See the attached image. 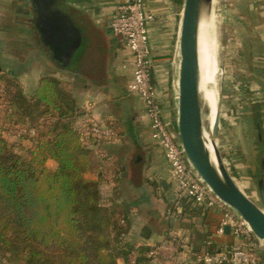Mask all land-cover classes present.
<instances>
[{
	"label": "trees",
	"instance_id": "1",
	"mask_svg": "<svg viewBox=\"0 0 264 264\" xmlns=\"http://www.w3.org/2000/svg\"><path fill=\"white\" fill-rule=\"evenodd\" d=\"M10 73L0 71V119L32 127L37 136L24 155L0 132V255L11 264H118V259L125 264L133 250L136 264H144L148 247L122 244L128 208L113 199L103 202L105 166L80 139L72 92L45 73L25 93ZM48 160L56 163L54 169Z\"/></svg>",
	"mask_w": 264,
	"mask_h": 264
},
{
	"label": "crops",
	"instance_id": "2",
	"mask_svg": "<svg viewBox=\"0 0 264 264\" xmlns=\"http://www.w3.org/2000/svg\"><path fill=\"white\" fill-rule=\"evenodd\" d=\"M70 1L73 2L74 9L86 12L87 21L75 18L74 20L90 33L100 56L94 69L80 68L76 69L74 74L73 92L82 113L79 118L91 117L102 122L113 121L115 118L122 122V134L130 141L129 143L122 140V145H114L119 140L117 138L108 143L112 145L111 147H108L106 142L100 146L102 150L106 147L110 150L118 148L117 152H120H111L116 160L111 169V179L103 181L99 189L105 202L109 203V200L113 199L119 205L128 208L129 229L123 237L122 244L149 248L159 241L178 238L185 242L186 249L192 247L199 250L204 247L207 240L223 246L236 243L235 240L238 238H234L229 231L223 236L214 234L222 215L220 209L212 208L200 212L199 208L190 203L175 211L170 207L168 197L172 184L169 165L157 142L150 137L148 130L142 129V125L148 129L149 124L143 102L137 96L131 95L126 88L131 76L128 65L130 56L121 40L111 34L106 24L118 0ZM144 3L152 15V19L147 23L148 46L154 65L152 82L157 89L165 119L171 127L176 128L175 105L171 92L176 72V47L182 4L177 6L173 0H144ZM249 8L259 14L257 18L260 17L261 20L254 27L264 45V0H250ZM88 19L92 22L90 20L88 22ZM38 52L45 60L40 73L67 79V69L55 65L52 58L47 57L41 49ZM36 58L39 56L33 55L31 59ZM15 60L18 61L17 58ZM33 67L26 68V72H20L23 73V77L20 76L21 80L24 83L29 81L30 90L25 91L27 93L34 90L37 80L42 75H36L39 72L35 70V66ZM255 91V95L258 96L259 92ZM248 114L257 120V111H250ZM263 117L261 116L262 120ZM1 124H4L3 119H0ZM263 124L264 121L262 126ZM263 129L264 127L262 131ZM4 138L18 146L22 153L32 147L28 140L22 138ZM255 147L248 155L239 153L240 159L248 164L249 179L255 175L254 166L258 160V153L254 152ZM134 153L141 160V163H136L137 166L131 162ZM47 165L52 169L56 167L53 160H48ZM136 168L139 173L133 175L137 171ZM102 191L105 192V197ZM117 262L122 264L123 260L118 259ZM0 264L11 263L0 255ZM144 264H195V262L194 255L185 252L178 259L172 260L163 256L148 259Z\"/></svg>",
	"mask_w": 264,
	"mask_h": 264
},
{
	"label": "rangeland",
	"instance_id": "3",
	"mask_svg": "<svg viewBox=\"0 0 264 264\" xmlns=\"http://www.w3.org/2000/svg\"><path fill=\"white\" fill-rule=\"evenodd\" d=\"M249 3L250 0H213L211 13L204 25L210 34V38L214 40L215 57L218 64L215 79L220 103L217 130L218 148L227 170L240 189L264 208L257 196L255 175L252 179L248 178V164L246 161H242L239 156L240 152L244 155L252 153L256 145L254 152L255 154L258 153L257 159L259 160V152L264 149V129L262 131V146H259L258 143L257 129L258 121L261 123V130L264 127V124L262 126V121H264V45L263 41L259 40L254 27L261 19L260 17L257 18L259 14L249 8ZM63 11L73 19L87 21L86 12L74 9L70 0H66ZM31 14L32 10L27 0H0V71L4 75L10 72L13 76L15 74L24 92L30 90V84L29 81L24 83L21 80L20 76L23 77V73L20 72H26L27 69L35 66V70L39 72L36 75L42 74L40 70L43 69L45 60L41 57L42 55H39L38 50L41 49L47 57L52 58L50 51L44 46L32 23L28 20ZM110 17L111 15L107 19V25ZM90 21L92 22V20ZM33 55H38L39 58L33 60L31 59ZM67 71V79L62 78L61 80L74 95L73 81L76 72ZM0 84L4 86L3 81H0ZM174 85L175 76L172 81V101H174ZM255 90L259 92L258 96L255 95ZM250 111H257V120L248 114ZM209 112V107L202 101V118L206 131H209ZM81 115L79 110L77 119ZM113 119V121L103 122L112 123L116 128L119 140L114 145H122V140L130 143L126 135L122 134V122ZM48 120L50 119H44L42 123L48 124ZM168 127L174 133V128L169 124ZM142 129L143 131L148 130L145 125H142ZM148 133H150L149 130ZM112 141L114 140L106 141V143ZM109 146L112 145L108 144ZM108 147L105 150L99 146L92 148L95 155L104 163L103 181L111 179V169L116 161L111 152L119 150L118 148L110 150ZM25 152L22 154L25 155ZM132 155L134 158L137 157L135 153ZM258 160L254 168H258ZM240 164L242 166H237ZM103 202L107 204L104 200Z\"/></svg>",
	"mask_w": 264,
	"mask_h": 264
},
{
	"label": "built area",
	"instance_id": "4",
	"mask_svg": "<svg viewBox=\"0 0 264 264\" xmlns=\"http://www.w3.org/2000/svg\"><path fill=\"white\" fill-rule=\"evenodd\" d=\"M152 15L147 11L144 0H118L108 22L112 35L119 38L127 50L131 69L127 91L141 99L148 118L150 137L157 142L169 165L172 189L169 194L171 209L179 210L186 203L199 208L200 212L218 208L221 218L214 234L223 236L226 227L238 242L223 246L207 240L201 249L185 247L182 239L162 240L151 245L145 253L148 259L170 257L178 259L185 252L194 255L195 264H264V242L259 240L247 223L224 204L203 182L193 165L187 159L180 145L177 132L172 133L165 120L157 89L152 82L153 59L149 52L147 23ZM4 86L0 84V97ZM48 120L47 122H49ZM75 126L80 139L89 147L117 139L118 133L112 123L97 121L91 117H80ZM1 135L28 140L33 146L37 131L25 125H0ZM121 223L124 221L121 220ZM137 253L130 251L125 264H136Z\"/></svg>",
	"mask_w": 264,
	"mask_h": 264
},
{
	"label": "water",
	"instance_id": "5",
	"mask_svg": "<svg viewBox=\"0 0 264 264\" xmlns=\"http://www.w3.org/2000/svg\"><path fill=\"white\" fill-rule=\"evenodd\" d=\"M28 1L34 11L31 22L39 32L43 44L52 53V58L59 62L61 68L94 69L100 56L97 54L92 36L78 26L68 13L56 7L58 0ZM212 3L213 0L182 2L176 47L174 130L177 132L184 154L203 182L247 223L259 240L264 242V208L240 189L227 170L218 148L220 103L210 128L211 142L205 136L202 98L197 90L195 75L200 22L202 18L205 21L209 17ZM257 129L258 143L262 146L260 121L257 122ZM208 144L212 147L214 157L211 156ZM260 151L258 168L255 171V185L258 199L264 206V149ZM131 162L136 164L141 163V160L133 157ZM136 169L133 175L139 173L138 168Z\"/></svg>",
	"mask_w": 264,
	"mask_h": 264
},
{
	"label": "bare ground",
	"instance_id": "6",
	"mask_svg": "<svg viewBox=\"0 0 264 264\" xmlns=\"http://www.w3.org/2000/svg\"><path fill=\"white\" fill-rule=\"evenodd\" d=\"M204 22V18H202L199 27L197 43L195 78L197 90L201 95L202 101L206 103L210 109V112L208 114L209 131L205 130V136L207 137L209 142H211L210 128L215 119V114L219 104V92L215 85L216 74L218 72V64L215 57V43L214 40L210 38V34L205 28V25H203ZM208 147L210 149L211 156L214 157L211 145L208 144Z\"/></svg>",
	"mask_w": 264,
	"mask_h": 264
},
{
	"label": "flooded vegetation",
	"instance_id": "7",
	"mask_svg": "<svg viewBox=\"0 0 264 264\" xmlns=\"http://www.w3.org/2000/svg\"><path fill=\"white\" fill-rule=\"evenodd\" d=\"M27 3L29 4V1H28V0H27ZM65 3H66V0H58V1H57V4H56V7L59 8V9H61V10H63ZM70 3L73 5V2H72V1H70ZM29 6H30V8H31V10H32V14H31L30 17H28V20H29L30 23H32L34 29L36 30V33H37L38 36L40 37V34H39V32L37 31V29L35 28L34 23L31 22V18L34 17V11H33V7H32L31 5H29ZM77 25H78V24H77ZM78 26H79V25H78ZM49 51H50V50H49ZM50 54H51V56H52V53H51V52H50ZM57 62H58V61H57Z\"/></svg>",
	"mask_w": 264,
	"mask_h": 264
}]
</instances>
